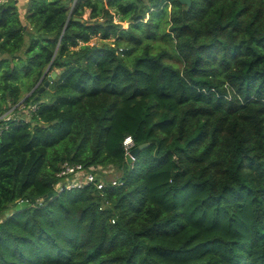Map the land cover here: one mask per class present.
Here are the masks:
<instances>
[{
  "label": "trees",
  "instance_id": "trees-1",
  "mask_svg": "<svg viewBox=\"0 0 264 264\" xmlns=\"http://www.w3.org/2000/svg\"><path fill=\"white\" fill-rule=\"evenodd\" d=\"M189 1L0 0V264H264V0Z\"/></svg>",
  "mask_w": 264,
  "mask_h": 264
},
{
  "label": "built area",
  "instance_id": "built-area-1",
  "mask_svg": "<svg viewBox=\"0 0 264 264\" xmlns=\"http://www.w3.org/2000/svg\"><path fill=\"white\" fill-rule=\"evenodd\" d=\"M38 106V103L36 101H29L26 102L23 99L18 101L14 107L18 110V117H22L23 119L27 120L31 111L35 110ZM6 113V112H4ZM13 113V112H12ZM11 115H16L13 113ZM2 115V114H1ZM0 117H3L1 116ZM10 114L7 116L9 118L11 116ZM15 118H18L14 116ZM5 118V117H4ZM132 138L130 135H125L122 139V146H123V154L125 156L131 157L130 154V147L132 146ZM109 168H111V165L109 166H102L99 167V165H84L82 162L79 161H72L69 159H64L60 165L58 170L55 172L56 181L54 183V189L55 190H61V189H70V188H79L83 186H90L95 187L99 191L102 190V188L107 184H116L119 183L118 178L116 176H110ZM108 170L106 173L105 170ZM112 170V168H111ZM104 172L106 175L104 176ZM109 175V176H108ZM26 198H20L17 200L21 201ZM2 219V216L0 215V220Z\"/></svg>",
  "mask_w": 264,
  "mask_h": 264
},
{
  "label": "water",
  "instance_id": "water-1",
  "mask_svg": "<svg viewBox=\"0 0 264 264\" xmlns=\"http://www.w3.org/2000/svg\"><path fill=\"white\" fill-rule=\"evenodd\" d=\"M16 1H17V0H16ZM178 1H180L181 3L184 4V8H187L188 5H189V2H190L189 0H178ZM47 71H48V67L46 68V70L44 71V73H43L42 76H44V75L47 73ZM58 71H59V69L56 68V69L52 70V71L47 75V77H46L45 80L43 81L42 85L39 87V89H38V93L42 92L43 89L49 85V83H50L51 80L56 76V74H57ZM37 96H38V94L35 95V97H37ZM146 144H147L146 142H143V143H140V144H138V145L132 147V148L130 149V154H131V156L133 157V156L136 154L137 150H138L139 148H141V147H144ZM52 193H53V190H49L48 193H47L46 198H47L48 196H51ZM35 200H36L35 198H31L30 200H29V199H23V200H21V201L16 202V204H15V208H16V209H24V208H27V207L30 205V203H31V202H34Z\"/></svg>",
  "mask_w": 264,
  "mask_h": 264
},
{
  "label": "rangeland",
  "instance_id": "rangeland-1",
  "mask_svg": "<svg viewBox=\"0 0 264 264\" xmlns=\"http://www.w3.org/2000/svg\"><path fill=\"white\" fill-rule=\"evenodd\" d=\"M74 1L75 0H68V4L66 5V7H67V9L69 10L71 7H72V5L74 4ZM26 2H27V0H17V4H18V6H19V10H20V13L22 14L23 12H24V10H25V6L27 5L26 4ZM26 4V5H25ZM83 16H85V17H87L88 16V10H86V12L83 14ZM100 41V39H99V36H93L92 38H91V43H93V42H99ZM169 59V58H168ZM46 70V69H45ZM29 92L30 91H22V93H21V98H20V100H22V99H24L25 97H26V95H28L29 94ZM19 100V101H20ZM13 106H11V107H9L7 110H5V112L6 113H4L3 112V114L1 115V116H3V117H5V118H7V116L10 114L11 115V113L13 112ZM13 114V113H12ZM99 167H101V165H99ZM111 168H112V170H111ZM111 168H109V175L110 176H116L117 174H118V171H116V169H114V167H112V165H111ZM105 172L107 173L108 172V170L106 169L105 170ZM104 172V176L106 175V173ZM108 175V176H109Z\"/></svg>",
  "mask_w": 264,
  "mask_h": 264
}]
</instances>
